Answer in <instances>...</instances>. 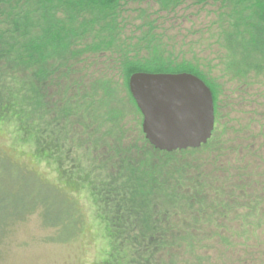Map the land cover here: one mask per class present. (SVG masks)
Segmentation results:
<instances>
[{
  "label": "trees",
  "instance_id": "obj_1",
  "mask_svg": "<svg viewBox=\"0 0 264 264\" xmlns=\"http://www.w3.org/2000/svg\"><path fill=\"white\" fill-rule=\"evenodd\" d=\"M137 72L207 84V144L148 142ZM0 120L90 191L103 264H264V0H0Z\"/></svg>",
  "mask_w": 264,
  "mask_h": 264
},
{
  "label": "rangeland",
  "instance_id": "obj_2",
  "mask_svg": "<svg viewBox=\"0 0 264 264\" xmlns=\"http://www.w3.org/2000/svg\"><path fill=\"white\" fill-rule=\"evenodd\" d=\"M31 146L0 120V264H103L110 243L90 191Z\"/></svg>",
  "mask_w": 264,
  "mask_h": 264
},
{
  "label": "water",
  "instance_id": "obj_3",
  "mask_svg": "<svg viewBox=\"0 0 264 264\" xmlns=\"http://www.w3.org/2000/svg\"><path fill=\"white\" fill-rule=\"evenodd\" d=\"M145 138L157 150L175 152L207 144L215 129L211 89L191 73L137 72L129 80Z\"/></svg>",
  "mask_w": 264,
  "mask_h": 264
}]
</instances>
